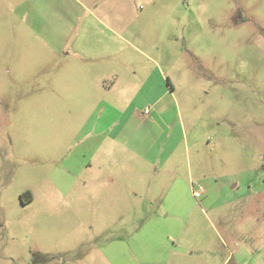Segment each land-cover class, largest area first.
I'll use <instances>...</instances> for the list:
<instances>
[{"label": "rangeland", "instance_id": "obj_1", "mask_svg": "<svg viewBox=\"0 0 264 264\" xmlns=\"http://www.w3.org/2000/svg\"><path fill=\"white\" fill-rule=\"evenodd\" d=\"M195 2L0 0V264H264V0Z\"/></svg>", "mask_w": 264, "mask_h": 264}, {"label": "crops", "instance_id": "obj_2", "mask_svg": "<svg viewBox=\"0 0 264 264\" xmlns=\"http://www.w3.org/2000/svg\"><path fill=\"white\" fill-rule=\"evenodd\" d=\"M107 28H113V29H115L116 27H107ZM117 29V28H116ZM118 30V29H117ZM88 58H90V57H88ZM109 76V75H108ZM160 76H161V78L162 79H165L166 80V83H167V85H170L169 83L171 82L170 81V78L168 77V76H165V74L164 73H162V72H160ZM110 77V76H109ZM107 78V77H106ZM168 79V80H167ZM109 80H112V82L111 83H107V81H109ZM99 85V89H102V90H105V91H110V90H112L113 88H115L116 87V79H114V78H110V79H104L103 81H99V80H97V86ZM104 141H109L110 143H117L118 141H116L115 139H113V138H110V139H108V138H104ZM102 143V142H101ZM97 154H100V153H97V151L96 150H94V152H93V156H96ZM262 214H263V216H264V208L262 209Z\"/></svg>", "mask_w": 264, "mask_h": 264}, {"label": "trees", "instance_id": "obj_3", "mask_svg": "<svg viewBox=\"0 0 264 264\" xmlns=\"http://www.w3.org/2000/svg\"><path fill=\"white\" fill-rule=\"evenodd\" d=\"M261 168L264 170V162L262 163ZM263 181H264V176H263ZM31 201H32V198L30 194L27 192H24L23 197H22V202L28 204Z\"/></svg>", "mask_w": 264, "mask_h": 264}, {"label": "clouds", "instance_id": "obj_4", "mask_svg": "<svg viewBox=\"0 0 264 264\" xmlns=\"http://www.w3.org/2000/svg\"><path fill=\"white\" fill-rule=\"evenodd\" d=\"M206 7H207V6H204V7H201V8H199V9H197V4H196L195 0H193L192 8H193L194 10L204 11ZM210 38H211V37H210Z\"/></svg>", "mask_w": 264, "mask_h": 264}, {"label": "built area", "instance_id": "obj_5", "mask_svg": "<svg viewBox=\"0 0 264 264\" xmlns=\"http://www.w3.org/2000/svg\"><path fill=\"white\" fill-rule=\"evenodd\" d=\"M144 112L148 114V111H147V110H145ZM193 196L196 197V198L199 197L198 194H197L196 192L193 193Z\"/></svg>", "mask_w": 264, "mask_h": 264}]
</instances>
